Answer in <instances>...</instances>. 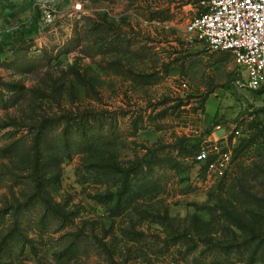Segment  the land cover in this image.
Instances as JSON below:
<instances>
[{"label": "rangeland", "instance_id": "rangeland-1", "mask_svg": "<svg viewBox=\"0 0 264 264\" xmlns=\"http://www.w3.org/2000/svg\"><path fill=\"white\" fill-rule=\"evenodd\" d=\"M38 1L0 0V264H264V92L200 0Z\"/></svg>", "mask_w": 264, "mask_h": 264}, {"label": "built area", "instance_id": "built-area-1", "mask_svg": "<svg viewBox=\"0 0 264 264\" xmlns=\"http://www.w3.org/2000/svg\"><path fill=\"white\" fill-rule=\"evenodd\" d=\"M199 3L202 10L187 21L184 31L198 38L209 51L229 52L244 73L242 87L264 89V0H200ZM81 6L76 2L72 9L80 12ZM36 7L39 27L55 21L58 11L53 0H40ZM232 133L228 147L227 139L217 127L214 137L196 152V161L205 165L207 171H224L238 144L240 127L235 126Z\"/></svg>", "mask_w": 264, "mask_h": 264}, {"label": "trees", "instance_id": "trees-1", "mask_svg": "<svg viewBox=\"0 0 264 264\" xmlns=\"http://www.w3.org/2000/svg\"><path fill=\"white\" fill-rule=\"evenodd\" d=\"M257 92H264V89L257 90ZM205 168V165H202Z\"/></svg>", "mask_w": 264, "mask_h": 264}]
</instances>
